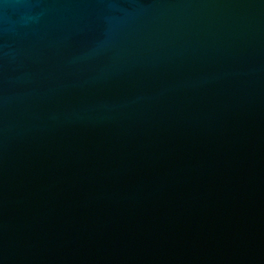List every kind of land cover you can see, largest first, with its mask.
<instances>
[{
    "label": "water",
    "instance_id": "95a60500",
    "mask_svg": "<svg viewBox=\"0 0 264 264\" xmlns=\"http://www.w3.org/2000/svg\"><path fill=\"white\" fill-rule=\"evenodd\" d=\"M0 264H264V0H0Z\"/></svg>",
    "mask_w": 264,
    "mask_h": 264
}]
</instances>
